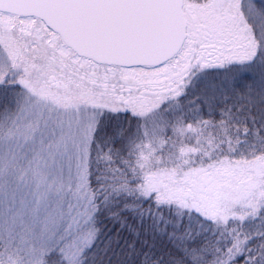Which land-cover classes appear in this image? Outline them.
<instances>
[{
	"label": "snow or ice",
	"instance_id": "obj_1",
	"mask_svg": "<svg viewBox=\"0 0 264 264\" xmlns=\"http://www.w3.org/2000/svg\"><path fill=\"white\" fill-rule=\"evenodd\" d=\"M0 264H264V0H0Z\"/></svg>",
	"mask_w": 264,
	"mask_h": 264
}]
</instances>
